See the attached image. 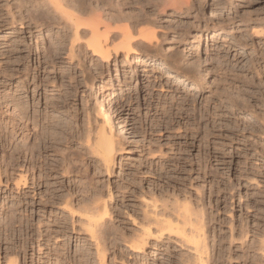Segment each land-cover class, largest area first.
I'll return each mask as SVG.
<instances>
[{
  "label": "rangeland",
  "instance_id": "rangeland-1",
  "mask_svg": "<svg viewBox=\"0 0 264 264\" xmlns=\"http://www.w3.org/2000/svg\"><path fill=\"white\" fill-rule=\"evenodd\" d=\"M218 1L160 16L170 30L159 54L188 73L136 50L97 71L89 54L96 81L73 70V88L56 33L11 26L0 0V264H264V0ZM16 104L58 133L47 160L16 156L24 144L1 122ZM104 122L110 171L90 147ZM96 197L110 212L104 262L83 212Z\"/></svg>",
  "mask_w": 264,
  "mask_h": 264
},
{
  "label": "bare ground",
  "instance_id": "bare-ground-1",
  "mask_svg": "<svg viewBox=\"0 0 264 264\" xmlns=\"http://www.w3.org/2000/svg\"><path fill=\"white\" fill-rule=\"evenodd\" d=\"M5 1H6V6L9 7L8 23H10L11 26H15L17 24L19 25L20 29H28L31 32L33 30L37 31L43 28L44 30H47V32L49 31L51 33L53 32L56 33V35H54L56 36V40H57V45H55V47L57 46L56 48L57 50H54L56 52L55 58L59 57V60L61 61L62 60L68 61L67 66H69V68L66 70L62 69V73L64 75V78L68 77V79L70 80L69 82L72 81V84L70 83V87L71 86L73 87L74 85L76 87V84H78L79 82L78 79H76L77 77L74 78L70 74L73 70H77L80 72L82 79L79 82V84L81 85L83 84L86 87L87 86L92 87V85L95 83L96 76L91 70L85 68V61H84L85 59L83 60V58H87L89 54L90 57H88L87 59L94 63L95 62L97 63V65H94L96 66L97 71L103 68V63H109L113 58V56L117 58L123 53L125 54L124 57L126 56L125 57L126 59L130 53L135 52L136 50L139 51L142 55H145L147 58L148 57L156 58V59L158 58L159 61L160 59L166 61L167 64L169 63L172 66H174L177 69V71L180 72L179 73L180 75L188 73L185 70L182 71L183 70L182 68L180 69L179 66L180 64L178 63V61L173 60L174 58L170 59L165 54L164 56H162L161 54H159L160 53L159 51L162 48L161 43L163 41V38H165L166 36V31L168 32L170 30L165 25L160 24L161 21L160 16H167L168 14L171 15V13H174L175 15L178 13L183 14L185 10L184 8L186 7L187 10L189 9L190 11V8H188L190 4V0H5ZM226 1L228 2L230 0H226ZM217 3H219V1ZM190 6L192 7V5ZM225 6H227V4ZM173 29L174 28H172V30ZM52 63L54 66H56L57 64L54 61H52ZM189 78L190 77L185 75L179 78L180 80L179 83H191L189 81ZM14 108L16 109L13 111L14 112L13 114H8L7 112L6 117L1 116V122L6 121L7 125L5 126L11 129L10 132L12 133L13 137L14 138L15 136L20 137L22 140L21 144H24L22 145V147L20 146V148L15 147L16 156H18L19 159L25 153L31 154L32 157H35L37 154L39 161L47 160V156L45 155L48 152L49 148L51 149L50 145H52L54 141L57 139L56 135L58 136V133H56L55 136L51 133H48L49 131L47 132V130L49 128L46 126H42L41 125L42 122L38 121L35 117L29 118V116L26 113L27 111L23 106L16 104L14 105ZM167 111L168 108L164 110V113L167 114ZM106 115L107 114H105V116ZM55 120L56 119L54 118L53 122H55ZM106 120L107 123H109L110 120H108L107 117L105 121ZM107 123H105V125ZM56 124H58V122L55 123V126L57 127ZM58 126L60 127L62 125H58ZM109 126L110 125L107 124V127ZM118 126L121 129L122 133L127 130L120 123H118ZM7 128L5 129L7 130ZM109 128L110 131L107 130L108 131L107 134H105L106 128L105 129L103 128L102 137H101L102 139H100V141L96 144L97 148L95 149L94 146L93 147L90 146V147L92 148L94 153L97 152L102 153L101 159L104 160L103 162L107 163L106 166L110 171V168H112L111 165L113 163V160L115 159L113 152L114 150H117L115 149L117 146L114 143L115 139H113L114 136L113 128L111 126ZM11 133L9 134L11 135ZM53 149L54 148H52V150ZM54 152L57 153L56 151ZM28 156L30 157V155ZM35 158L37 159V157ZM34 163L36 162L34 161ZM30 166L31 165H29V167ZM30 169H34V168L30 167ZM25 174L23 173L19 174L16 183V187L18 190L22 188L25 189L28 187V178L27 175ZM71 203L72 202L70 201V199L66 200L65 198V204H64L65 209H67L69 212L74 213L75 208H73ZM83 208H84V210L82 209L83 212H86L85 213L86 228L90 232L92 238L98 241L97 253L101 261L104 262V258L106 255V248L104 247V245L101 246L102 245L101 242L104 243L105 241H107L109 237V232L106 227V218L110 213L108 209V205L106 202L102 203L100 202V200H98V198L97 199L94 198L89 206ZM198 222L200 224L202 220L197 221V224ZM203 224L200 225L202 226ZM167 226L168 227H164L162 225L160 231L158 232L162 234L165 232V230H169L170 232H172L173 229H171V226H169V224ZM201 226L198 229V233H201L202 229H205L206 227V226H202V227ZM202 234L197 235L198 243L200 245L206 241L205 234L204 235ZM150 236H152L151 233L149 232L145 233L146 238H143L141 240H136L134 242L136 246L134 244L133 245L136 248L143 249L147 244V239Z\"/></svg>",
  "mask_w": 264,
  "mask_h": 264
}]
</instances>
